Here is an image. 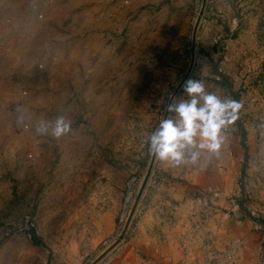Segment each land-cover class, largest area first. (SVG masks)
<instances>
[{"label":"rangeland","instance_id":"rangeland-1","mask_svg":"<svg viewBox=\"0 0 264 264\" xmlns=\"http://www.w3.org/2000/svg\"><path fill=\"white\" fill-rule=\"evenodd\" d=\"M188 79L240 104L220 130L235 190L173 196L186 147L178 165L155 155L131 212ZM247 215L264 218V0H0V264H104L134 236L176 264H240L225 224Z\"/></svg>","mask_w":264,"mask_h":264},{"label":"crops","instance_id":"crops-1","mask_svg":"<svg viewBox=\"0 0 264 264\" xmlns=\"http://www.w3.org/2000/svg\"><path fill=\"white\" fill-rule=\"evenodd\" d=\"M181 122L176 117L175 124ZM221 142L218 151L191 146L198 153L192 166L186 167L183 177L171 182L173 196L208 194H228L235 190L236 175L239 170V156L232 138L220 131ZM195 144H201L199 135ZM226 229L236 248L240 264H264V218L247 215L229 218ZM104 264H176L175 253L162 244H154L137 236L116 246L106 257Z\"/></svg>","mask_w":264,"mask_h":264},{"label":"clouds","instance_id":"clouds-1","mask_svg":"<svg viewBox=\"0 0 264 264\" xmlns=\"http://www.w3.org/2000/svg\"><path fill=\"white\" fill-rule=\"evenodd\" d=\"M185 91L193 97L192 100L174 106L181 122L174 124L171 120L163 121L160 130L151 139L154 154L162 161H171L173 165L185 163L186 147L196 146L206 148L210 152L218 151L221 142L220 130L227 122L228 110L240 107L236 101H221L215 95L205 94L201 81L188 79L185 82ZM197 96L203 99L202 107H197ZM68 130L69 125L65 123L64 118L58 117L52 134L58 137ZM36 131L46 133L48 128L45 122L41 121ZM197 135L201 138L200 145L195 144L194 137ZM198 155L196 152L191 154V163H196Z\"/></svg>","mask_w":264,"mask_h":264},{"label":"water","instance_id":"water-1","mask_svg":"<svg viewBox=\"0 0 264 264\" xmlns=\"http://www.w3.org/2000/svg\"><path fill=\"white\" fill-rule=\"evenodd\" d=\"M154 157H155V154H154V149H153L152 150L151 157H150L149 162H148V165H147V168H146L145 172L142 175V178H141V181H140V184H139V188H138V190L136 192V196H135V199H134V203H133L131 212L135 208V206L137 204V201L139 200V197H140V195H141V193H142V191H143V189H144V187H145V185H146V183L148 181V178H149V175H150V172H151V168H152V164H153ZM21 232L24 233V234H26L28 236V239L30 240V242H32V243H35L36 242V240L38 238V233H37V230L35 229L34 225L30 222V220H27L26 221V226L21 229ZM109 249L110 248H108L107 250H105L104 252H102L100 254V256H102L104 253H106Z\"/></svg>","mask_w":264,"mask_h":264},{"label":"built area","instance_id":"built-area-1","mask_svg":"<svg viewBox=\"0 0 264 264\" xmlns=\"http://www.w3.org/2000/svg\"><path fill=\"white\" fill-rule=\"evenodd\" d=\"M149 176H151V175H149ZM148 179H150V177ZM131 181H133V178L131 179ZM151 183H152V186L153 185L156 186L157 184H159V179L157 177L153 176Z\"/></svg>","mask_w":264,"mask_h":264},{"label":"trees","instance_id":"trees-1","mask_svg":"<svg viewBox=\"0 0 264 264\" xmlns=\"http://www.w3.org/2000/svg\"><path fill=\"white\" fill-rule=\"evenodd\" d=\"M38 241H36V243H37Z\"/></svg>","mask_w":264,"mask_h":264}]
</instances>
